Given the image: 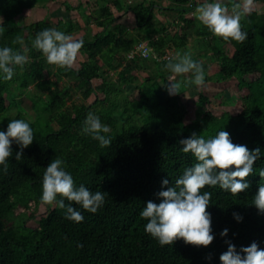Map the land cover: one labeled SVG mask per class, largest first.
Instances as JSON below:
<instances>
[{"label": "trees", "instance_id": "obj_1", "mask_svg": "<svg viewBox=\"0 0 264 264\" xmlns=\"http://www.w3.org/2000/svg\"><path fill=\"white\" fill-rule=\"evenodd\" d=\"M50 1L55 0H0V45L21 51L26 47L29 56L23 70L17 66L11 79L0 78V115L7 112L9 95L17 90L27 92L37 113L33 121L20 110L11 118L28 120L35 135L19 158L15 152L20 146L14 142L7 169L0 165V264H221L220 254L229 240L238 250L252 241L264 248V212L253 201L259 185L264 183V13H242L241 23L248 37L238 41L214 34L193 14L198 0H145L137 4L96 0L95 10L89 13L84 3L74 7L64 2L70 15L60 17L56 25L32 20L33 10ZM227 5L241 6V0H228ZM74 8L78 12L73 14ZM155 9L166 17L168 25L158 19ZM123 15L127 16V24L119 22ZM82 16L87 19L86 25L92 20L102 30L93 33L84 29L79 22ZM46 27L73 36L85 31L80 37L84 44L79 54L86 60L79 68L48 62L33 45L36 33ZM17 35H22L23 41H16ZM191 37L198 45V54L192 57L203 64L206 83L238 82L239 101L221 116L208 108L210 98L204 91L191 101L187 91L170 94L167 90L170 80L179 86L187 81L195 86L194 73H174L165 67L168 60L127 57L144 41L159 55L168 50L183 54ZM226 46H231L233 52L229 53ZM150 64L162 70L163 85L155 72L138 83L139 71ZM212 66L217 70L214 75L209 73ZM54 67L56 80L46 76H52ZM111 71L118 74L116 82L107 80L106 74ZM68 77L78 79L81 87L87 86L84 96L88 99L94 94V102L68 107L65 94L63 97L53 92L58 81ZM95 80L101 82L97 88ZM132 84H136L134 92L127 96L123 88ZM32 85L39 92L37 97L31 96ZM99 90L105 95L103 99ZM102 103L109 107L99 105ZM191 104L197 107L195 119L190 114ZM94 107L101 120L110 125L106 133L112 137L110 145H101L82 130L87 113ZM44 118L46 124L42 123ZM11 119L0 122V128L6 130ZM223 127L235 143L261 149L254 173L244 178L250 181L249 187L232 193L219 185L204 186L212 193L209 210L215 237L209 245L186 243L182 237L161 245L145 230L148 218L140 215L142 208L150 199L158 202L157 192L175 184L184 169L197 162L191 151H183L180 140L193 132L211 138ZM56 157L65 161L77 185L105 191V203L96 212L72 201L83 212L81 221L70 219L64 215L66 209L53 208L41 199L43 174ZM165 176L169 185L161 183ZM43 204L48 205L47 212L35 214ZM22 208H33L34 226L15 223L14 217ZM234 211L243 215L241 221L234 218ZM225 227L229 231L222 236Z\"/></svg>", "mask_w": 264, "mask_h": 264}, {"label": "clouds", "instance_id": "obj_2", "mask_svg": "<svg viewBox=\"0 0 264 264\" xmlns=\"http://www.w3.org/2000/svg\"><path fill=\"white\" fill-rule=\"evenodd\" d=\"M239 7L234 5L233 11H229L224 0H202L197 5L196 14L214 34L224 39L244 41L248 37V31L242 26L241 16L251 9L244 7L236 10ZM0 31H3L2 26ZM23 39L22 35L15 37L16 41ZM83 44V38H76L56 27L43 28L36 33L33 40V45L42 51L48 62L69 68L74 65ZM27 51L26 47L21 51L7 44L0 45V78L11 79L17 66L23 70L29 61ZM165 67L174 73L192 72L196 85L206 84L203 64L188 52L175 53L168 58ZM170 81L169 93L179 92V83ZM82 130L98 139L101 145H110L112 142V137L106 135L110 132V125L104 123L96 112L87 113ZM34 135L30 122L23 118L11 119L6 130L0 128V165L5 170L8 157L13 154V143L20 146L15 152L16 158H19L23 149L33 142ZM180 144L183 145L184 152L191 151L195 155L197 162L187 166L176 178L175 184L162 187L157 192L160 197L158 202L148 200L140 215L148 218L145 230L161 245L170 244L182 237L186 243L207 246L213 241L215 233L212 230V213L209 210L212 193L204 186L219 185L232 193L247 189L250 181L244 178L254 173V164L261 156V149H250L246 144L235 143L231 133L224 127L211 138L193 132L182 138ZM261 175H264V169L261 170ZM161 183L169 185L168 177H163ZM41 199L53 208L66 209L64 215L70 219L81 221L84 219L83 212L72 201L84 209L96 212L104 205L106 195L105 191H94L85 184L77 185L73 174L65 167V161L56 157L47 165L43 174ZM253 201L258 210L264 212V183L259 185ZM233 216L237 221L243 219L238 211H234ZM228 231L227 227L223 228L221 235L226 236ZM220 261L221 264H264V248L257 241H252L248 245L240 246L238 250L237 245L229 240L227 249L220 254Z\"/></svg>", "mask_w": 264, "mask_h": 264}, {"label": "rangeland", "instance_id": "obj_3", "mask_svg": "<svg viewBox=\"0 0 264 264\" xmlns=\"http://www.w3.org/2000/svg\"><path fill=\"white\" fill-rule=\"evenodd\" d=\"M200 3L202 0H198ZM76 3V2H75ZM73 6V5H72ZM241 8L247 7L250 8L251 11H258L264 13V3L261 2H255L254 0H241ZM44 8H48L47 10ZM59 8H62L65 10V5L63 0H55V1H50L47 2L45 6H39L33 10L32 13V20H47L48 22L52 23L53 25L56 24L57 22V15L60 14L61 12L59 11ZM239 9V8H238ZM63 14L67 13L64 11L62 12ZM195 14V13H194ZM195 16L198 18L197 14ZM85 33L83 32H78L76 33V36H84ZM198 45L195 43V40L193 37L190 39L189 43V48L187 50L188 53H190L192 56H195L198 54ZM226 50L229 53L233 52V48L231 46H226ZM83 58H86L85 56H82L78 54V59L74 63V67L79 68L80 63L83 62ZM209 62V61H207ZM53 74L52 76H49L46 74L47 78L50 77L54 80H56V74H57V68L54 67L53 69ZM152 72H155V75L158 77V81L161 85L164 84V79L160 78L162 75V70L159 68H156L153 66V64H150V66L146 69H143L139 71V82H142L144 78H147L152 75ZM217 70L215 66H212L209 73L210 75L216 74ZM107 80L109 82H116L118 79V74L116 71H111L107 72L106 74ZM171 83L168 82V85ZM101 85V82L98 80L94 81V87L97 88L98 86ZM136 84L132 85H127L123 88V92L127 95L130 96L133 94L134 89H135ZM31 96L32 97H37V92L34 89V86H31ZM87 90V86H82L80 84V81L76 78L73 77H68L65 79H61L58 81L57 86L53 90V92L57 93L59 96H63L65 94V100L67 102V106L70 107L73 104L77 106L81 105H89L94 102L95 100V95L93 94L91 97L88 99L85 98L84 93ZM168 90V86H167ZM169 91V90H168ZM182 91H187L190 95L191 101L193 99H197V96L201 91H204V94L210 98V102L208 103V108L215 114L216 116H221L226 110H231L234 105L237 104L238 96H237V91H238V82L235 79L228 80V81H210L206 83L203 86L200 85H192L189 81H187L185 84L179 86V92ZM99 97L101 99L104 98V93L99 90L98 91ZM51 93H47L46 96H51ZM120 97V96H119ZM99 105H103L104 107H109L108 103H102ZM98 105V106H99ZM9 109L7 112L4 114L0 115V122H5L8 121L11 118H14L17 114V111L20 110L22 113L26 115V117L30 120H35L37 117V113L34 110L31 98L28 96L26 91L23 90H17L13 94L9 95V102H8ZM97 106V107H98ZM190 106V105H189ZM94 107L91 111L95 112ZM100 107V106H99ZM190 114L193 119L197 117V107L194 104H191L190 106ZM104 111L100 110V113H103ZM48 115V113H47ZM42 120L43 124H46L47 122ZM53 126L54 128L57 129V123L54 122ZM48 205L43 204L38 209L35 210V214L41 215L47 212ZM33 208L31 210H25V209H19L17 212L16 217H14V221L16 224L20 223H25L27 222L29 226H34L36 224V220H33L31 218Z\"/></svg>", "mask_w": 264, "mask_h": 264}, {"label": "crops", "instance_id": "obj_4", "mask_svg": "<svg viewBox=\"0 0 264 264\" xmlns=\"http://www.w3.org/2000/svg\"><path fill=\"white\" fill-rule=\"evenodd\" d=\"M95 1H96V0H63V2H68V3H70L71 5H73L74 7L79 6L80 3H84V4H86V6H85L86 8H85V9L87 10L88 13L91 12V11H93V10H95V4H94ZM144 1H145V0H129L130 4H137V3H140V2H144ZM75 2H76V3H75ZM199 3H200V2H199ZM224 3L227 4V3H228V0H224ZM88 4H90V6H88ZM165 4L167 5V4H169V2H166ZM229 8H232V9H230L229 11H233V6H230ZM44 9L47 10L48 8H44ZM236 10H238V9H236ZM59 11H60L61 13L57 15V22H56V24L58 23V20H59L60 17L63 16V17L68 18L69 15H70V13L66 10V8H65V10L62 9V8H59ZM64 11L67 13V15L62 13V12H64ZM81 11H82V8H81ZM196 11H197V9L193 12V14H194V13L196 14ZM77 12H78V8H74L73 14H74V13H77ZM155 13H156L158 19H159L162 23L168 25V24H167L166 17H165L164 15H162V14H159L158 9H155ZM195 14H194V15H195ZM116 15H121V13H117ZM43 20H45V19H43ZM79 22H80V24L82 25V27H83L84 29L87 28V29H89V30H92L93 33H98V32H100V31L102 30V28L98 27V26L94 23V21H92V20L89 22L88 25H86L87 19H86L85 16L80 17V18H79ZM119 22L122 23V24H127V16H126V15H123V16L121 17V19H120ZM56 24H55V25H56ZM80 32L85 33L84 30H83V31H80ZM74 37H76V38H80V37H82V36H76V34H74ZM83 59H84L83 61L86 60V58H83Z\"/></svg>", "mask_w": 264, "mask_h": 264}, {"label": "built area", "instance_id": "obj_5", "mask_svg": "<svg viewBox=\"0 0 264 264\" xmlns=\"http://www.w3.org/2000/svg\"><path fill=\"white\" fill-rule=\"evenodd\" d=\"M173 51H167L163 55H159L158 53L154 52L152 47L149 46L147 42L139 43L128 55V59H133L136 56H141L144 58L153 57L154 59L161 61V60H168L169 57L174 56Z\"/></svg>", "mask_w": 264, "mask_h": 264}]
</instances>
